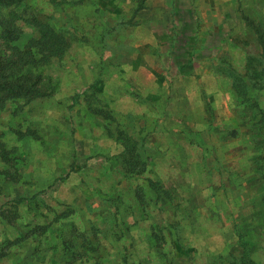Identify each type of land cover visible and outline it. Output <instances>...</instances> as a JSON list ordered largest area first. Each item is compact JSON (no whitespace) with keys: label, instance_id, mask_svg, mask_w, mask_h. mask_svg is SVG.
Here are the masks:
<instances>
[{"label":"rangeland","instance_id":"rangeland-1","mask_svg":"<svg viewBox=\"0 0 264 264\" xmlns=\"http://www.w3.org/2000/svg\"><path fill=\"white\" fill-rule=\"evenodd\" d=\"M7 15L44 94L0 108V264H264V0Z\"/></svg>","mask_w":264,"mask_h":264},{"label":"trees","instance_id":"trees-1","mask_svg":"<svg viewBox=\"0 0 264 264\" xmlns=\"http://www.w3.org/2000/svg\"><path fill=\"white\" fill-rule=\"evenodd\" d=\"M19 0H0V3L5 5V4H12V3H17ZM17 29L13 24L12 18H9V16H4L0 17V42L4 46V51H14L12 55H6L3 54L2 59L0 60V108L2 105H4V100L6 98H9V96L14 97V96H27L26 99L30 100L35 97H40L44 94L42 91V78L39 73L37 72H29L25 71L23 72L24 67L26 66V63L30 62L28 58H33V54L31 52L25 53V46L21 49L17 48V45H12V41L14 38H16L17 34ZM51 33H54L52 30H49ZM55 34V33H54ZM11 43V45H10ZM31 43V41H30ZM27 46V45H26ZM26 56V58H25ZM11 58V60L9 59ZM14 71V78L12 80L6 79L5 74L3 71ZM14 80V81H13ZM10 82L12 85H10ZM260 155V153H259ZM262 159V157H260ZM159 198L156 200H153V202H159ZM168 229L166 228V231ZM72 239H69V241L62 239L63 242H70ZM68 245V246H67ZM70 244H65L62 245V251L61 254L63 256H69V254H72L70 251ZM150 251V250H149ZM153 252V251H152ZM244 254H245V259H247L249 255V249L245 248L244 249ZM154 254L151 253L152 257H157L156 253L153 252ZM60 254V253H59ZM79 254V253H77ZM80 255V254H79ZM71 257L73 255H70ZM173 256V255H172ZM174 258V256H173ZM60 260H64V257L59 258ZM61 260V262H62ZM161 264V263H160ZM181 264H185V261H181Z\"/></svg>","mask_w":264,"mask_h":264}]
</instances>
